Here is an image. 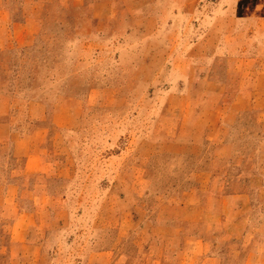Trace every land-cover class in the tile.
Returning a JSON list of instances; mask_svg holds the SVG:
<instances>
[{"label":"rangeland","instance_id":"1","mask_svg":"<svg viewBox=\"0 0 264 264\" xmlns=\"http://www.w3.org/2000/svg\"><path fill=\"white\" fill-rule=\"evenodd\" d=\"M69 1L8 6L0 264L264 261V0Z\"/></svg>","mask_w":264,"mask_h":264},{"label":"crops","instance_id":"2","mask_svg":"<svg viewBox=\"0 0 264 264\" xmlns=\"http://www.w3.org/2000/svg\"><path fill=\"white\" fill-rule=\"evenodd\" d=\"M85 1L86 0H78V2H76L75 0H70L68 5H83ZM12 3H13V0H0V15L2 17L0 18V41H4L6 37L10 38V36L12 35V32H9V34L6 33L5 28H4V24L9 23L8 22L9 19L7 17L12 15V13L9 11L10 8L8 7ZM11 23L13 27H16V28H19V26L23 27L24 18H20V20L16 18L15 20H12ZM16 36H18L19 38L20 36L19 31L16 33ZM5 114H6V110L3 108V106L2 108L0 107V116L1 115L6 116ZM5 122L6 121L4 120L0 123L6 127ZM19 145L20 144H18V146H15V149H17ZM25 156L26 157L24 160L23 168H24V171L28 173L30 171L35 170L39 166V164L37 165V163H35L37 156L34 151L32 152L28 151L27 153H25ZM0 182H1L0 186L2 185L4 193L7 192V190L10 189V187H12V183H7V182L5 183L3 178H0ZM23 213H25V211L21 212V214ZM200 225L204 227L205 224L201 223ZM11 227H13V223ZM230 250L233 251V254L229 252L223 255L220 252H218L216 247L212 246V242H209V240L203 236L185 237L180 249L178 250L176 254V257L178 258L177 260L178 263L176 264H223L222 261H224L225 259L232 260L236 258L235 255H238V253L235 251L236 248L231 247ZM250 255L251 254L246 253L243 256L244 257L246 256L247 257L246 259L249 260ZM244 264H264V261L262 262L252 261L250 258V261L245 262Z\"/></svg>","mask_w":264,"mask_h":264}]
</instances>
